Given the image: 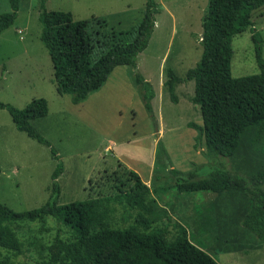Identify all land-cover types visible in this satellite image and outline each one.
<instances>
[{
  "label": "rangeland",
  "instance_id": "1",
  "mask_svg": "<svg viewBox=\"0 0 264 264\" xmlns=\"http://www.w3.org/2000/svg\"><path fill=\"white\" fill-rule=\"evenodd\" d=\"M155 1L159 10L155 29L147 49L138 58L139 72L151 78L156 92L154 118L144 108L140 95L132 99L133 90L125 87L113 107H104V114L101 112V116H106L108 110L106 126L95 127L91 122L96 126L99 123L96 112L86 114L72 103L70 95L62 98L58 94L55 64L41 40L39 17L43 0H20L14 25L0 35V102L25 109L36 99H46L47 117L37 119L32 125L51 143L60 160L54 157L52 147L20 132L9 112L0 109V204L16 212L45 205L52 195V175L61 161L65 172L58 179L60 205L115 195V183L122 184L127 191L134 184L128 170L147 181L153 169L154 179L150 183L156 192L153 197L187 228L194 243L219 264H264L263 240L242 225V218L250 207L246 195L241 192L180 193L176 188L177 177L170 171L177 169L183 173L181 177L188 179V174L197 170V179H209L212 170L220 168L232 177L242 178L249 188L264 189V121L243 132L234 156L218 157L216 164L209 165L206 145L196 148L197 132L188 127L191 122L202 125L200 107L192 102L195 83L186 82L177 87V103L163 84L168 79V69L184 78L201 61V39L210 0ZM146 2L44 0V6L47 11L71 13L76 21H89L96 41V58L101 54L98 41L101 49L106 50L126 39L119 33L131 31L140 24ZM10 12L9 0H0V16ZM252 21L264 40V6L253 12ZM233 50V77L260 73L250 29L234 37ZM157 118L161 119L166 133L158 141L168 151L167 156L161 153L158 143L157 151L154 149L159 134L155 127ZM127 138L131 139L130 146L124 143ZM112 140L122 143V160L116 149H106ZM109 208L114 226L123 228L134 223V220L123 222L124 209L120 205ZM151 208L149 217L153 227H164L167 214L157 205ZM11 226L24 243V253L20 256L4 251V257L14 264H49L59 231L63 240H73L70 229L52 217ZM175 236L176 231L170 228L168 238L173 240Z\"/></svg>",
  "mask_w": 264,
  "mask_h": 264
},
{
  "label": "trees",
  "instance_id": "2",
  "mask_svg": "<svg viewBox=\"0 0 264 264\" xmlns=\"http://www.w3.org/2000/svg\"><path fill=\"white\" fill-rule=\"evenodd\" d=\"M9 2L11 12L0 16V35L14 25L20 10V0ZM263 6L264 0H210L201 39V61L189 69L184 78L177 76L171 68L167 71L168 79L164 85L169 89L173 102H178L175 92L180 84L195 83L192 102L200 107L203 123L191 122L188 127L197 132L195 147L206 145L209 165L216 164L218 157L234 156L243 132L264 121V40L252 21L253 12ZM42 8L39 17L41 40L54 61L59 93L71 95L72 103L77 105L105 81L115 65L129 64L137 82L143 86L145 107L153 113L155 91L139 72L137 60L147 49L155 29V17L159 13L155 0H147L144 17L135 29L119 33L126 39L106 50L101 49L98 41L101 54L96 58V41L89 21H76L67 12L47 11L44 0ZM249 29L260 73L235 78L232 75L233 39ZM0 109L9 112L20 132L52 147L32 125L33 120L48 115L46 99H36L25 109L0 102ZM159 148L167 156L160 143ZM51 150L56 160H60L56 150L53 147ZM170 171L177 177L176 188L180 193L223 195L241 192L246 195L250 207L242 218V225L259 240H264L263 188H249L243 181L231 179L227 171L220 168L213 169L209 179H197V170L191 171L188 179L181 177L183 173L177 169L171 168ZM64 172L65 165L61 161L52 175L50 200L42 207L16 212L0 204V264H14L4 257V251L15 256L24 253V243L12 224L42 222L48 217L63 223L73 234L72 241H65L59 231L56 250L49 264H219L190 239L187 228L173 218L170 210L158 205L153 197L156 192L135 171L128 170L129 179L134 184L127 191L122 184L115 183V195L60 205L58 179ZM115 204L124 209L123 222L127 224L134 220L133 224L123 228L114 226L109 207ZM151 205H157L167 214L164 227H153L149 217ZM170 228L176 231L173 240L168 238Z\"/></svg>",
  "mask_w": 264,
  "mask_h": 264
},
{
  "label": "crops",
  "instance_id": "3",
  "mask_svg": "<svg viewBox=\"0 0 264 264\" xmlns=\"http://www.w3.org/2000/svg\"><path fill=\"white\" fill-rule=\"evenodd\" d=\"M207 16H208V12H207ZM150 39H149V41H150ZM148 45H149V42H148ZM138 58H139V56H138ZM138 60H137V64H138V67L140 68V64H139ZM142 76L145 79L146 83H150L153 86V83H152L153 81L151 80V78H149V77L147 78L144 75H142ZM165 82H164V84H165ZM194 86H195V84H194ZM125 87L129 88L130 90H133L132 99L136 96V94L140 95V97L142 98L143 106L146 109L144 98H143V96H144L143 86L137 82V79H136V76H135V72H134L133 68L131 67V65L124 64V63H120V64L115 65L114 68L112 69L111 73L105 79V81L97 89L93 90L84 101H82L79 104H77L78 105L77 107L82 108L86 114H90L92 112H96V114H98L97 116H99L98 117L99 118V120H98L99 123H97V126L94 125L93 122L90 121L93 126H95V127L106 126L104 124V122L107 119H109L108 110H107L106 116L105 115L101 116V112L104 114V107H110V106L113 107V105L115 104V101H116L115 99H118V97L123 93ZM58 94L62 98L64 96H68L69 95V94H64V93H59V92H58ZM70 97H71V101H72V96L70 95ZM155 100H156V92H155V98L152 101V105H153V102ZM148 114L151 115V119H152L153 118L152 116H154V107H153V113L148 111ZM126 116H128V117L130 116V108L127 109ZM36 120H33L32 122H34ZM156 121L158 122V124L156 126L155 125L154 126L157 128V131L159 132V134H158V136H157V138L155 140V148H154L155 152L157 151V148H156L157 143L159 144L158 139L160 140V138H163L166 135V133L163 131L162 126H161V124H162L161 123L162 122L161 119L157 118ZM132 137H135V135L132 136ZM130 141H131V139L127 138V140H124V143L127 146H130ZM121 144H122L121 142H114L112 140V142L109 143V146L106 149H111V148L112 149H116L118 158L122 160V156L120 154L122 152V148L123 147H121ZM227 173H228V175L230 176L231 179L241 180L244 183L246 182V181H244L242 178H240L237 175H234L232 177L228 171H227ZM152 174H153V169L151 171V176H149L148 180L147 181H143L148 186H150V183L152 184V182H153L154 174H153V176H152ZM243 228L245 230H248L244 226H243ZM261 242L264 243V240L261 241ZM261 245L264 246V244H261ZM239 251L242 252L241 250H239Z\"/></svg>",
  "mask_w": 264,
  "mask_h": 264
}]
</instances>
